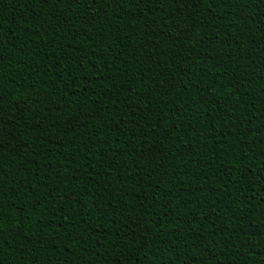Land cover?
I'll return each instance as SVG.
<instances>
[{"label":"trees","instance_id":"1","mask_svg":"<svg viewBox=\"0 0 264 264\" xmlns=\"http://www.w3.org/2000/svg\"><path fill=\"white\" fill-rule=\"evenodd\" d=\"M0 264H264V0H0Z\"/></svg>","mask_w":264,"mask_h":264}]
</instances>
